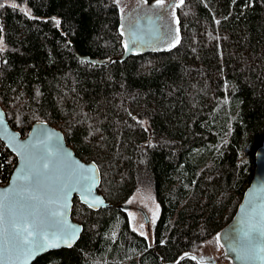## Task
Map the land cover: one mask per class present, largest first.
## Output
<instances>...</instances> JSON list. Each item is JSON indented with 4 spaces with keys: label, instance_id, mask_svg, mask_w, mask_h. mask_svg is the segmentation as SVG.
Instances as JSON below:
<instances>
[{
    "label": "trees",
    "instance_id": "obj_1",
    "mask_svg": "<svg viewBox=\"0 0 264 264\" xmlns=\"http://www.w3.org/2000/svg\"><path fill=\"white\" fill-rule=\"evenodd\" d=\"M0 3V105L11 127L22 137L39 121L62 131L97 163L111 204L94 211L76 197L79 241L33 264H173L215 240L264 142V0H184L179 42L124 60L116 0ZM16 165L0 141L1 186ZM141 189L160 206L148 237L119 208L134 209Z\"/></svg>",
    "mask_w": 264,
    "mask_h": 264
},
{
    "label": "water",
    "instance_id": "obj_2",
    "mask_svg": "<svg viewBox=\"0 0 264 264\" xmlns=\"http://www.w3.org/2000/svg\"><path fill=\"white\" fill-rule=\"evenodd\" d=\"M159 20L158 16H144L130 25L129 35L137 46V50L149 49L162 40L164 32ZM133 51L134 49L126 50L121 60L126 59ZM0 114H2L0 115V141L17 158V165L9 183L5 186L0 185V200L8 198L7 202L13 204L11 215L17 219L30 213L63 212V216H51L50 228L55 229L62 224L75 232L71 246H67L61 240L59 246L41 251L30 259H25L23 256L19 260L5 258V264H33L39 257L57 250L71 249L79 241L84 228L83 225L75 222L72 216L76 197L83 205L94 211L108 208L111 204L99 193L102 175L97 163L81 160L67 144L62 131L47 122L39 121L33 125L26 137H22L20 132L11 127L1 105ZM33 145L36 146L35 150L50 159L55 167L53 168V164H50L51 174L43 175L40 184L31 190L39 199L31 202L32 207L20 208L19 204L23 203L21 195L26 196L27 193L20 194V182L16 180V177L20 175L18 170L24 166L25 150H33ZM93 181L94 186L91 194L88 195L83 188L92 184ZM61 186L67 192V196H61L57 202L56 194ZM6 189H14V191L6 192ZM90 204L92 206H89ZM119 208L130 210L132 207L122 205ZM147 224H149L148 221ZM4 227H10V214L7 210ZM261 231H264V142L257 150L253 179L244 193L234 218L216 236L220 248L219 255L217 257L203 256L190 252L182 255L173 264H181L186 259H192L198 264H219L221 261L227 264H264V251L261 250L264 249V236H259L253 241L251 248L248 246V237L245 236V232H249L251 236L256 237ZM242 255L249 258H238Z\"/></svg>",
    "mask_w": 264,
    "mask_h": 264
},
{
    "label": "snow or ice",
    "instance_id": "obj_3",
    "mask_svg": "<svg viewBox=\"0 0 264 264\" xmlns=\"http://www.w3.org/2000/svg\"><path fill=\"white\" fill-rule=\"evenodd\" d=\"M119 3V0H116ZM157 4H163L164 0H156ZM184 0H179V4L183 5ZM4 3H0V8L5 7ZM11 6L15 9L17 7L15 0H12ZM58 23V22H57ZM179 24V20L176 21ZM219 23V21H217ZM177 32L179 29L177 28ZM2 32V29H0ZM2 37H0V44H2ZM179 42V38H176L175 43ZM125 48L128 47L125 42ZM175 46V44H173ZM2 50V49H0ZM2 115V114H0ZM33 150H25V162L18 172L20 175L16 177V180L20 182V194L27 193L26 196L21 195L23 203L19 204L20 208L32 207L33 201L39 199L32 193V189L40 184L42 176L51 174L49 166L53 164L50 159H47L44 155L39 154L35 149L36 146H32ZM55 165L53 164V168ZM83 167V166H81ZM78 183V181H77ZM94 181L83 188V191L90 195ZM6 192L14 191V189H6ZM57 202L61 196L66 197L67 192L63 190L61 186L57 192ZM8 198L0 200V264H5V258L8 260H19L21 256L25 259L34 257L41 251L47 250L50 247L59 246V242L62 240L67 246H71V242L75 237L74 230L69 227H64L62 224L55 229L50 228L51 216H63V212L50 213L45 211L43 214H28L22 215L18 219L11 215L13 204L7 202ZM89 206H92L91 204ZM10 214V227H4L5 211ZM143 227V225H141ZM143 235V233H141ZM245 236L248 237V246L251 248L253 241L264 236V231L259 232L258 236H251L249 232H245ZM264 251V249H261ZM187 255V254H185ZM238 258H249L246 255H242ZM194 259V257H193Z\"/></svg>",
    "mask_w": 264,
    "mask_h": 264
},
{
    "label": "rangeland",
    "instance_id": "obj_4",
    "mask_svg": "<svg viewBox=\"0 0 264 264\" xmlns=\"http://www.w3.org/2000/svg\"><path fill=\"white\" fill-rule=\"evenodd\" d=\"M119 8L123 14V29L125 34V40L129 45L132 42V39L129 35V27L137 19L144 16L159 17L160 24L163 29V38L158 45L149 48L155 50H164L173 47V44H176V38L178 32V24L176 23L177 19V9L179 8V0H164L163 4H146L141 0H119ZM27 12L29 10L27 9ZM128 50V47L126 48ZM146 50V49H142ZM131 204L134 206V209L127 210L131 227L139 232L140 234L149 236V230L154 225L155 221L160 215V206L154 200L153 194L149 190H139L133 196ZM140 209V210H139ZM144 211V214L147 216L149 224L145 219V215L141 212ZM151 222V224H150ZM143 225V227H141ZM150 225V226H149ZM220 253V248L216 239L206 243L202 246L198 255L203 256H214L217 257ZM219 264H227L225 261H221Z\"/></svg>",
    "mask_w": 264,
    "mask_h": 264
},
{
    "label": "flooded vegetation",
    "instance_id": "obj_5",
    "mask_svg": "<svg viewBox=\"0 0 264 264\" xmlns=\"http://www.w3.org/2000/svg\"><path fill=\"white\" fill-rule=\"evenodd\" d=\"M128 47H129L130 49H132V48H131V44H129V45H128ZM133 49H134V50H137V48H136V47H133ZM139 210H140V209H139ZM141 212L144 214V211H142V210H141ZM144 215H145V214H144ZM145 219L148 221V219H147V216H146V215H145ZM148 222H149V221H148Z\"/></svg>",
    "mask_w": 264,
    "mask_h": 264
},
{
    "label": "bare ground",
    "instance_id": "obj_6",
    "mask_svg": "<svg viewBox=\"0 0 264 264\" xmlns=\"http://www.w3.org/2000/svg\"><path fill=\"white\" fill-rule=\"evenodd\" d=\"M131 43V48L133 49V47H137L133 42H130ZM128 49H130L129 47H128Z\"/></svg>",
    "mask_w": 264,
    "mask_h": 264
}]
</instances>
